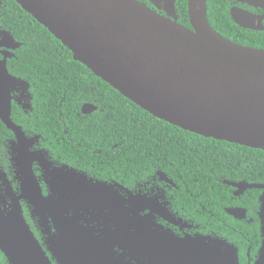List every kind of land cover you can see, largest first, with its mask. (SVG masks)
<instances>
[{
    "label": "water",
    "instance_id": "obj_1",
    "mask_svg": "<svg viewBox=\"0 0 264 264\" xmlns=\"http://www.w3.org/2000/svg\"><path fill=\"white\" fill-rule=\"evenodd\" d=\"M16 1L75 60L154 116L205 137L264 150V49L218 32L208 18V0H188L190 26L179 21L178 0H148L152 6L142 0ZM20 46L0 25L5 48L0 117L16 135L21 182L17 194L7 181L4 202L10 198L11 205L0 207V250L9 264H240L237 248L227 240L177 237L143 214L133 198L124 204L107 199L102 182L91 185L92 179L68 166L46 160L37 175L39 156L11 118V91L29 84L8 68L12 50ZM22 199L38 218L44 242L27 221ZM260 201L263 239L254 264H264V192Z\"/></svg>",
    "mask_w": 264,
    "mask_h": 264
},
{
    "label": "flooded vegetation",
    "instance_id": "obj_2",
    "mask_svg": "<svg viewBox=\"0 0 264 264\" xmlns=\"http://www.w3.org/2000/svg\"><path fill=\"white\" fill-rule=\"evenodd\" d=\"M228 14L227 21L213 24L218 32L236 43L264 49V0H229ZM234 18L245 26L237 23ZM4 50L5 48L0 47V59L4 58ZM12 51L15 53V50ZM15 59L14 56L8 58V68L15 67L11 66ZM12 74L19 77L17 73ZM11 97V118L30 137L28 141L32 144L31 149L39 156V160L34 162L37 175L43 174L42 164L46 160L56 167L68 166L92 179L91 185L102 182L101 186H106L107 189V199L124 204L126 200L133 198L137 204L143 205V214L154 216L155 222L177 237L201 235L225 239L237 248L240 264L255 263L263 239L260 195L264 188H251L250 185H264L263 149L253 151L252 147H238L236 143L220 140L223 142V149L204 152L196 150L193 160L200 176L199 181L192 182L187 173L189 156L185 150V142L182 144L185 148L177 161L157 163L154 154L148 166H141L139 163L131 167L125 166L121 157H118V164H115L109 159L107 150H102L103 147H99L98 143L95 144L98 146V153L93 155L89 151H94V148L87 147L78 140H73L76 148L67 154V151H60L54 140H48L40 132L37 126L39 122L42 124L41 130L48 133L52 118L47 123L40 121L38 104L30 83L16 86L11 91ZM84 109L86 113L83 112ZM97 109V105L91 101H84L80 106V111L84 114H91ZM54 120L56 128L60 118ZM52 131L56 137V131L53 128ZM17 144L15 133L0 117L2 209L11 205L10 198L4 202L7 181L17 194L21 193V182L14 162ZM114 146L117 147L118 144L115 143ZM161 155L166 157L165 152H161ZM42 186L46 192L44 181ZM21 205L31 228L44 242L45 234L37 226L38 218L32 216L27 201L22 199ZM3 259L4 264H9L6 256ZM0 264H3L1 260Z\"/></svg>",
    "mask_w": 264,
    "mask_h": 264
},
{
    "label": "trees",
    "instance_id": "obj_3",
    "mask_svg": "<svg viewBox=\"0 0 264 264\" xmlns=\"http://www.w3.org/2000/svg\"><path fill=\"white\" fill-rule=\"evenodd\" d=\"M142 1L152 6L148 0ZM178 2L179 21L190 26L188 0ZM228 4L229 0H208V18L212 25L228 20ZM0 25L11 31L21 43L15 49L16 59L11 64L15 67L9 70L30 83L38 104L40 121L47 123L52 118L48 133L41 130L40 122L37 126L48 140H54L60 151L72 153L76 148L73 140H78L94 148V151H89L94 155L98 153V146L95 145L98 143L102 150H107L109 159L115 164L121 157L125 166L131 167L137 163L148 166L154 154L157 163L177 161L185 142L189 156V181L197 182L200 171L193 160L195 151L223 149L222 141L160 119L124 96L85 64L75 60L72 51L16 0H2ZM84 101L94 102L98 109L84 114L80 111ZM54 118H60L56 128ZM52 128L56 131V137ZM161 152H165V158ZM4 256L0 250L3 264Z\"/></svg>",
    "mask_w": 264,
    "mask_h": 264
}]
</instances>
